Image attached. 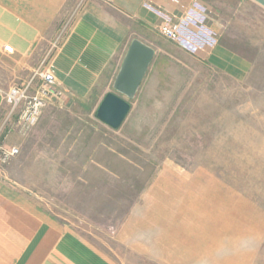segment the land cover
Segmentation results:
<instances>
[{"label": "rangeland", "instance_id": "1", "mask_svg": "<svg viewBox=\"0 0 264 264\" xmlns=\"http://www.w3.org/2000/svg\"><path fill=\"white\" fill-rule=\"evenodd\" d=\"M243 6L248 40H225L243 66L189 53L160 19L141 33L156 55L122 126L95 116L114 78L55 102L13 141L8 178L120 264H264V12ZM26 71L0 56V89Z\"/></svg>", "mask_w": 264, "mask_h": 264}, {"label": "crops", "instance_id": "2", "mask_svg": "<svg viewBox=\"0 0 264 264\" xmlns=\"http://www.w3.org/2000/svg\"><path fill=\"white\" fill-rule=\"evenodd\" d=\"M72 1L0 0V56L11 58L15 71L27 70L20 85L44 67L67 91L64 99L102 92L115 80L132 40H147L141 33L157 29V7L198 21L186 30L190 43L182 49L236 69L245 58L225 40H248L237 14L243 2L264 12V0H88L74 10ZM3 93L0 114L6 121L10 107ZM8 125L0 142L10 147L21 134ZM7 166L0 171V264H120L23 192L8 178Z\"/></svg>", "mask_w": 264, "mask_h": 264}, {"label": "built area", "instance_id": "3", "mask_svg": "<svg viewBox=\"0 0 264 264\" xmlns=\"http://www.w3.org/2000/svg\"><path fill=\"white\" fill-rule=\"evenodd\" d=\"M157 13L161 17L160 31L163 35L181 46L190 43L186 30L197 26L198 21L190 16L174 15L164 7H157ZM68 24L69 22L65 24V28ZM36 79H39L38 83ZM66 95L67 91L60 87L53 72L41 67L36 71L34 78L26 84L11 86L3 93L4 100L10 107L5 122H12L16 115V120L12 122V129L14 128L21 135H27L38 123L44 109L55 102L62 101ZM1 136L2 132H0ZM19 153V146L8 147L0 142V171Z\"/></svg>", "mask_w": 264, "mask_h": 264}, {"label": "water", "instance_id": "4", "mask_svg": "<svg viewBox=\"0 0 264 264\" xmlns=\"http://www.w3.org/2000/svg\"><path fill=\"white\" fill-rule=\"evenodd\" d=\"M156 50L140 38H134L123 58L113 82V90L105 94L96 118L112 129H119L127 118L139 88L155 58Z\"/></svg>", "mask_w": 264, "mask_h": 264}, {"label": "trees", "instance_id": "5", "mask_svg": "<svg viewBox=\"0 0 264 264\" xmlns=\"http://www.w3.org/2000/svg\"><path fill=\"white\" fill-rule=\"evenodd\" d=\"M95 116H96V112H95Z\"/></svg>", "mask_w": 264, "mask_h": 264}]
</instances>
